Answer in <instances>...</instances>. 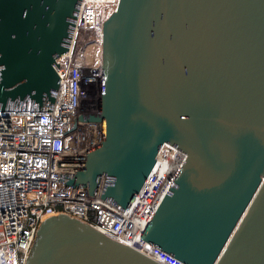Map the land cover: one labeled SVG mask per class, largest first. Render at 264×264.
I'll return each instance as SVG.
<instances>
[{"label":"water","instance_id":"95a60500","mask_svg":"<svg viewBox=\"0 0 264 264\" xmlns=\"http://www.w3.org/2000/svg\"><path fill=\"white\" fill-rule=\"evenodd\" d=\"M103 5L101 143L66 185L126 209L174 264H264V0H0V111L52 110L80 5ZM26 14V15H25ZM15 39H12V37ZM26 264H162L68 214Z\"/></svg>","mask_w":264,"mask_h":264},{"label":"built area","instance_id":"2783aa9c","mask_svg":"<svg viewBox=\"0 0 264 264\" xmlns=\"http://www.w3.org/2000/svg\"><path fill=\"white\" fill-rule=\"evenodd\" d=\"M103 5H80L70 49L54 64L60 83L52 110L0 111V264H26L41 222L68 214L130 245L162 264H174L146 248L132 228L164 167L160 145L155 163L131 205L120 209L91 195L82 184L66 185L61 173H75L86 150L101 143V122L78 120L101 111ZM90 44L99 46L96 56ZM93 56L95 59H93Z\"/></svg>","mask_w":264,"mask_h":264},{"label":"bare ground","instance_id":"6f19581e","mask_svg":"<svg viewBox=\"0 0 264 264\" xmlns=\"http://www.w3.org/2000/svg\"><path fill=\"white\" fill-rule=\"evenodd\" d=\"M90 51L94 54V56L97 55V53L99 52V46L96 44H90ZM93 56V59H95V57Z\"/></svg>","mask_w":264,"mask_h":264},{"label":"snow or ice","instance_id":"6c2138e0","mask_svg":"<svg viewBox=\"0 0 264 264\" xmlns=\"http://www.w3.org/2000/svg\"><path fill=\"white\" fill-rule=\"evenodd\" d=\"M25 15H26V14H25ZM12 39H15V37L13 36V37H12ZM0 71H3V69H2V68H0Z\"/></svg>","mask_w":264,"mask_h":264}]
</instances>
